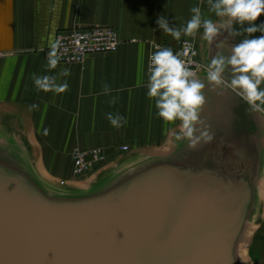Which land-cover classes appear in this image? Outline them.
<instances>
[{
  "label": "water",
  "instance_id": "water-1",
  "mask_svg": "<svg viewBox=\"0 0 264 264\" xmlns=\"http://www.w3.org/2000/svg\"><path fill=\"white\" fill-rule=\"evenodd\" d=\"M204 90L197 127L211 141L182 138L88 188L44 182L0 142V264H243L263 192L264 113L230 88Z\"/></svg>",
  "mask_w": 264,
  "mask_h": 264
},
{
  "label": "crops",
  "instance_id": "crops-1",
  "mask_svg": "<svg viewBox=\"0 0 264 264\" xmlns=\"http://www.w3.org/2000/svg\"><path fill=\"white\" fill-rule=\"evenodd\" d=\"M196 6L203 18L220 28L212 43L204 38L203 28L193 36L182 34L180 40L158 28L160 16L170 26H186ZM209 8L208 0H0V142L26 157L44 182L64 183L68 189L91 187L125 163L172 151L181 122L163 121L154 99L147 96L151 46L174 50L180 41L194 39L200 61L208 66L214 55L228 56L241 40L251 38L239 24L217 17ZM262 21L264 14L256 23ZM98 26L117 30L121 45L116 53L47 69V55L59 34ZM229 27L241 34L230 36ZM65 68L70 70L68 77L59 75ZM33 74L57 76L58 82L67 81L69 89L59 95L38 91ZM224 76L231 79V72ZM197 79L208 92L219 88L207 80L203 69ZM105 86L111 89L109 95L103 92ZM112 97L117 98L115 104L110 103ZM33 104L38 108L30 109ZM108 113L121 114L127 123L114 128ZM126 146L130 151L122 152ZM76 148H103L107 161L86 178H74ZM260 198L259 212L248 231L251 264H264V183Z\"/></svg>",
  "mask_w": 264,
  "mask_h": 264
},
{
  "label": "clouds",
  "instance_id": "clouds-1",
  "mask_svg": "<svg viewBox=\"0 0 264 264\" xmlns=\"http://www.w3.org/2000/svg\"><path fill=\"white\" fill-rule=\"evenodd\" d=\"M208 3L210 12H214L217 17L230 18L251 38L241 40L228 56L214 55L207 66V80L217 86L230 88L252 111L264 113V21L256 23L258 17L264 14V0H208ZM190 11L193 15L186 26H170L164 16L158 17L157 26L176 40H180L182 34L193 36L203 28L204 38L212 43L220 35V28L213 20L202 17L199 6L192 7ZM255 33L262 35L255 37ZM228 34L235 37L241 33L229 27ZM59 47V41L51 45L47 55L49 71L60 64L62 57ZM226 71L231 72L230 80L224 79ZM148 73L147 96L154 99L157 115L165 122H181V132L176 134L175 139L179 141L186 138L192 147L202 139L211 141L209 132L197 127L202 124L200 109L205 103L202 91L205 85L196 78V73L171 48H159L151 54ZM59 75L68 77L70 70L65 68ZM33 83L38 91L54 95L63 94L69 89L66 80L58 82L54 75L33 74ZM103 92L109 95L111 89L105 86ZM116 99L112 97L110 103L115 104ZM36 108V104L30 106V109ZM106 118L117 129L127 123L126 117L119 113H108Z\"/></svg>",
  "mask_w": 264,
  "mask_h": 264
},
{
  "label": "built area",
  "instance_id": "built-area-1",
  "mask_svg": "<svg viewBox=\"0 0 264 264\" xmlns=\"http://www.w3.org/2000/svg\"><path fill=\"white\" fill-rule=\"evenodd\" d=\"M59 54L62 59L60 64H82L89 56L116 53L121 41L116 29L111 27H91L75 29L68 33L59 34ZM56 41V42H57ZM159 48H166L161 44H153L149 51V58ZM195 73L196 76L204 68L200 61V50L194 39H185L177 44L173 50ZM1 57V55H0ZM122 152L130 151L128 146L121 148ZM107 159L103 148L82 150L76 148L72 152L73 176L84 177L94 170L96 164L104 163Z\"/></svg>",
  "mask_w": 264,
  "mask_h": 264
},
{
  "label": "rangeland",
  "instance_id": "rangeland-1",
  "mask_svg": "<svg viewBox=\"0 0 264 264\" xmlns=\"http://www.w3.org/2000/svg\"><path fill=\"white\" fill-rule=\"evenodd\" d=\"M107 161V159H106ZM105 161V162H106ZM104 162V163H105ZM104 163H101V164H104ZM98 164H96L94 167H96ZM95 169V168H94ZM94 171V170H93ZM93 171L91 173H93ZM90 173V174H91ZM90 174H88L87 176H89ZM87 176H84V177H75L73 176L74 178H77V179H80V178H86ZM248 237L246 238V240L243 242V244L241 245V248H240V256H241V262L243 264H249L250 263V259H249V256H248V251H247V243H248ZM251 264V263H250Z\"/></svg>",
  "mask_w": 264,
  "mask_h": 264
}]
</instances>
